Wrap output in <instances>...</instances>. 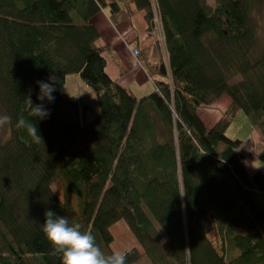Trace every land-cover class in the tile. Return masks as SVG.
Here are the masks:
<instances>
[{
    "label": "trees",
    "instance_id": "obj_1",
    "mask_svg": "<svg viewBox=\"0 0 264 264\" xmlns=\"http://www.w3.org/2000/svg\"><path fill=\"white\" fill-rule=\"evenodd\" d=\"M263 6L0 0V115L11 118L0 137V264H62L43 232L47 210L91 231L105 254L114 252L112 227L125 222L139 244L124 252L127 264H264V170L251 173L244 141L226 134L244 112L264 163V48L254 22ZM106 9L114 23L142 13L148 40L157 19L162 27L167 62L159 42L139 50L155 87L147 96L107 73L113 48L94 25ZM71 75L87 87L77 96L64 91ZM50 77V115L34 120L37 81ZM223 97L230 105L209 127L202 111ZM21 115L44 143L15 127Z\"/></svg>",
    "mask_w": 264,
    "mask_h": 264
},
{
    "label": "clouds",
    "instance_id": "obj_2",
    "mask_svg": "<svg viewBox=\"0 0 264 264\" xmlns=\"http://www.w3.org/2000/svg\"><path fill=\"white\" fill-rule=\"evenodd\" d=\"M52 83L37 81L40 93L37 97L40 104H33L31 101L30 116L34 120L46 119L50 112L44 106V101L49 103L55 101L53 93L56 91L54 85L55 77L49 78ZM70 95V94H69ZM11 118L8 115H0V128L8 125ZM17 129H25L31 137L32 142L41 143L43 141L37 125L24 116H20L15 125ZM183 196L184 194H180ZM45 222L43 232L53 247V255H60L62 264H127V256L120 251L105 254L96 243L95 236L91 231H81L79 224H71L67 217L58 216L53 211L45 212Z\"/></svg>",
    "mask_w": 264,
    "mask_h": 264
},
{
    "label": "crops",
    "instance_id": "obj_3",
    "mask_svg": "<svg viewBox=\"0 0 264 264\" xmlns=\"http://www.w3.org/2000/svg\"><path fill=\"white\" fill-rule=\"evenodd\" d=\"M105 12L106 11L104 10V12H101L94 19V24L96 23V26L102 32L103 42L105 44L106 42H108L110 45H112L113 48V50L108 52V55H105V58H107L106 70L112 79L116 80L118 83L129 90V84L132 81H136L141 85L142 83H144L142 82L144 77L146 78V80H150L145 67H141L138 69L134 67V61L137 60H135V58L133 57L132 52L134 49H143L147 46V44L150 43L149 41H151L152 39H146L145 30L147 27L146 22L141 14H137L136 16L128 20V22H120V24L117 25V28L115 27L117 31L119 30V32L125 35L124 39L120 34L119 36L121 37L117 36L116 30L114 29L113 31L111 25H109L108 22L105 25H101V16L106 15ZM137 23L139 24V26L135 27ZM111 33L112 36L110 37ZM127 69L128 73L124 72ZM217 103H215L216 105L214 104L215 106H213L210 110H206L204 112V118L202 117L205 121V124H207L209 127L215 123L217 118H219L222 113H224V111L230 104V100L226 97H223V99L219 100ZM251 135L255 137V145L254 143L252 144L253 147L251 148V150L250 148H247L251 147L250 145H244L243 151L246 156V165L248 166V170L251 173H254L259 169L264 170V163L259 160L258 152L259 142L262 140L261 134L257 129L253 128Z\"/></svg>",
    "mask_w": 264,
    "mask_h": 264
},
{
    "label": "rangeland",
    "instance_id": "obj_4",
    "mask_svg": "<svg viewBox=\"0 0 264 264\" xmlns=\"http://www.w3.org/2000/svg\"><path fill=\"white\" fill-rule=\"evenodd\" d=\"M208 3L210 6L214 5L215 0H208ZM105 11H106L105 12L106 15L101 16L100 23H101V25H105L108 22L109 25H111L112 30L114 31L115 27L117 28V25L120 23H114L111 20L109 9H106ZM102 12H104V10H102ZM137 14H141V16H143V18H144V15L142 13H135L132 16H130L128 19H126L122 22L123 23L128 22V20H130L131 18H133ZM254 18H255L254 22L257 24L256 25L257 26V32H258V35H259L261 43H262L261 46L264 48V6L261 9L254 12ZM156 24L157 25L153 31V34L151 35L152 40L150 42L154 43L155 45L158 42H159V45L161 43V47H162L161 53H162L164 60H165V63H166L168 55H167L165 45H164V36H163L162 27H161L158 19L156 21ZM94 25L98 29V27L96 26V23ZM138 26H139V24L137 23L135 27H138ZM115 30H116L117 36H119V34H120L122 36V38L125 39V35H123L121 32H119V30L118 31H117V29H115ZM98 31H99L101 37H103L102 32L99 29H98ZM145 33H146V39H147V36H148L147 30H145ZM111 36H112V33L110 34V37ZM121 36H119V37H121ZM117 39H118V37H117ZM106 44L110 45L108 42H106ZM110 46H112V45H110ZM136 51L137 50L134 49L132 52L133 57L135 58V60H137V61H134V67L136 69L141 68V67L143 68L145 66H143V63L140 61L139 55H136V53H135ZM106 53H105V55H108V53L107 54ZM105 55H104V57H105ZM105 59L107 62V58H105ZM124 72L128 73V69ZM147 75L150 78V80L149 79L146 80V78L144 77V79L142 80V82H144V83H142L141 85L136 81H132L129 84L130 85L129 87L131 89V90L129 89V91L132 92L134 94V96H136L137 98H142L144 96L149 95L153 91H155V87H154L153 82L151 80V76H150V74H148V72H147ZM86 88H87L86 84L82 81V79L78 75H71L67 79V83H66V86L64 88V91H66L70 95L77 96V95L81 94L84 90H86ZM204 112L202 111V117L203 118L205 116ZM253 128H254L253 125L251 124V122L249 121V119L245 115V113L239 112L235 121L231 124L230 128L227 130L226 134H227V137H229L230 139H233V140L241 139L242 141H244V145H246V146L250 145L251 146V147H247V148H250V150H251V148L253 147L252 144L254 143V145H255V142H256L255 137L251 135ZM7 130H8L7 126L0 128V137L2 134H6ZM261 143H262V140L259 142L258 152L263 150V145ZM54 191L56 192L57 195H59L61 198H63V188H62L61 184L56 183L54 185ZM73 202L75 203L76 201H73ZM111 231H112V234L114 237V243L112 245L113 251H120V252L124 253L125 251L139 245L136 238L134 237V235L132 234L131 230L129 229V227L127 226V224L125 222H122V221L118 222L117 224H115L112 227Z\"/></svg>",
    "mask_w": 264,
    "mask_h": 264
},
{
    "label": "built area",
    "instance_id": "obj_5",
    "mask_svg": "<svg viewBox=\"0 0 264 264\" xmlns=\"http://www.w3.org/2000/svg\"><path fill=\"white\" fill-rule=\"evenodd\" d=\"M135 53H136V55H139L140 52H139V50H137Z\"/></svg>",
    "mask_w": 264,
    "mask_h": 264
}]
</instances>
